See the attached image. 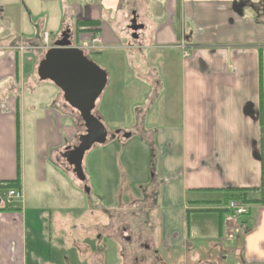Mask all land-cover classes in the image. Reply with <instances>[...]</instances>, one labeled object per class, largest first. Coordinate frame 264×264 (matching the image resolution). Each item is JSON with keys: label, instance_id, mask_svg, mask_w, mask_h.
I'll list each match as a JSON object with an SVG mask.
<instances>
[{"label": "crops", "instance_id": "crops-1", "mask_svg": "<svg viewBox=\"0 0 264 264\" xmlns=\"http://www.w3.org/2000/svg\"><path fill=\"white\" fill-rule=\"evenodd\" d=\"M63 2L25 0L27 7L41 9L38 12L46 13L54 22L43 34L39 30L45 28V18L41 17V25L29 30L22 14L18 17L19 35L9 40L0 34V182L13 180L20 172L22 193L16 203L19 210L0 212V264L48 263L45 258L49 251H45L40 233H33L31 220L36 214L44 221L47 210L31 204L37 201L40 190L51 194L53 185L60 180H51L56 173L52 161L58 162L57 156L66 146L65 136H72L64 134V130L74 132L70 118L73 115L46 100L50 93L58 101L61 97L53 82L38 79L39 94L38 89L29 93L24 87V67L25 63L28 66L31 53H39L37 45L48 40L45 34L50 40V34L65 23L75 24L82 19L101 21V32L97 34L100 41L93 42L98 52L108 48L122 50V54L112 52L116 55L113 61L125 58L126 53L135 59L129 69L135 74L130 77L133 81L121 92L125 96L132 87L138 96L143 91L142 98L145 95L147 100L135 108L136 129L141 134L157 135L151 150L159 159L162 182L160 204L156 206L160 209L156 230L162 239L158 240L156 251L164 256L158 263L219 264L223 255L229 259L227 254L202 259L201 253L208 251L196 246L197 237L193 236L197 223L192 218L197 220V215L191 211L206 204L195 203L204 201L205 193L228 187L261 186L264 11L255 9V0H243L242 4L239 0H99L74 2V11L66 16ZM16 3L18 0H11L9 5ZM48 5L50 9L46 11ZM6 9L5 4H0V16ZM134 14L138 23L144 25L135 31V38L129 30ZM88 36L82 32L80 43H85ZM162 77L169 88L165 94ZM48 82L56 88H47ZM157 101L159 107L155 111ZM156 112L157 120L148 127L146 120ZM223 210L217 237L222 243H233L223 252L234 253L237 264H264V203L252 206L250 214L235 222L230 212ZM204 233L203 238H214L207 235L209 231ZM214 244L210 242L211 247Z\"/></svg>", "mask_w": 264, "mask_h": 264}, {"label": "rangeland", "instance_id": "rangeland-1", "mask_svg": "<svg viewBox=\"0 0 264 264\" xmlns=\"http://www.w3.org/2000/svg\"><path fill=\"white\" fill-rule=\"evenodd\" d=\"M78 1L80 3L98 2L99 0H64L66 16L72 14L74 11L73 4ZM242 1L239 0V4H242ZM10 3L11 0H0V4H5L7 7L4 15L0 16V34L5 39L10 40L19 35L18 17L20 14L26 19L25 24L30 26L29 30L41 25V17L45 18V28L39 30L40 34H43L45 29L48 30L54 24L53 21L49 20L46 13L41 15L38 12L41 9L36 10L35 7H27L29 1L25 3V0H18V3L14 5H9ZM254 3L256 10L264 11V0H255ZM29 8L32 9V12ZM49 9L50 5L47 6L46 11ZM64 27L71 29L74 45L82 47L86 55L104 68L112 77L109 79L103 95L98 99L95 108L96 115L104 122L111 136L106 143L95 145L86 153L84 169L88 179L86 183H82L73 176L68 163L61 156V152H64L66 146L77 145V137L86 132L85 125L80 113L64 101L61 90L54 87L50 82L45 84L48 86L47 88H56L60 92L59 101L56 95L52 96L54 95L52 93L46 96V100L48 103H54L56 105L54 107L63 110V112L72 113L73 116L70 118H73V122H71L74 132L70 133L69 130H64V134L72 135V138L65 136L66 146H63L59 152L58 162L52 161L56 173L51 176V180L55 181L57 177L60 180H57L56 185H53L51 194L40 190L37 201L31 204L46 207L47 210L44 221L42 218L39 219L36 214L31 219L35 229L33 233L38 231L40 237L45 241V251H49L45 258L48 261L47 264H159L164 256L163 252L157 254L156 251L158 248L156 244L158 240L162 239L160 231L156 230L160 214V209L157 207L161 199V189L159 188L162 183L159 181L161 166L155 152L151 150L156 145L157 135L141 134L139 129H136L135 108L145 104L147 100L145 95V98H142L143 91L141 94L138 93V96H135L136 91L132 87L126 90L125 96L121 92L123 87L129 86L133 81L130 77L135 74L133 70L129 71V69H131V63H135V59L129 58V53H126L124 54L125 58L120 61L119 58L113 61L116 55L112 52L122 54V50L117 51L108 48L96 52L98 49L93 46L94 39H92V34H89L90 32L83 31L89 36L85 43H80L82 32H77L76 22L75 24L65 23L56 32L54 31V34H50V40L48 38L42 45H37L38 54L31 53L32 58L28 66L25 63L24 67V87H27L26 90L29 93L38 89L39 83L36 84L39 82L38 63L44 58V50L53 46L55 38L60 35ZM26 49L35 50L33 48ZM101 55H105L107 58L104 60L103 57H100ZM28 70H30L29 73H26ZM176 74L180 77L178 72ZM137 78L138 80L139 78L142 79L140 76ZM162 79L163 94H165L167 91L169 92V88L167 81L163 77ZM39 91L40 89H38V94ZM146 94L149 95V93ZM162 97L163 95L159 97V100ZM56 98L57 101H55ZM41 101L43 102L45 99L42 98ZM35 104L37 103L35 102ZM154 107L155 111L158 110L159 101L154 104ZM158 113L156 112L146 120L148 127L157 120ZM117 128H121L122 133H115ZM129 131L132 132V136L124 138V133ZM85 185L90 188V192H86ZM3 194L4 192L1 196ZM36 197L37 195L34 198ZM205 197L212 199V203L197 205V209L191 211V213H195L193 215H197V220L192 218L193 223L196 221V229H198H195L196 235L193 236L197 237L196 246L198 249L205 247L208 251L206 254L201 253V257L205 260L217 259L218 255L227 254L226 257L229 256V259H224L225 255H223L219 259V264H237V257L234 253L223 252L224 248L233 244L232 241H223L225 245L217 237L219 236L217 231L221 219L219 210L225 208L227 211L228 209L224 206V196L218 191L205 193ZM11 206L16 207L18 205H0V212H12V210H1ZM250 210L251 208H249ZM229 214L231 216V213ZM240 218L244 217L240 216ZM124 225L128 227L124 234L131 235L132 242H127L120 232L121 226ZM205 231H209L207 235H212L214 238H203V234L206 235ZM211 241L215 243L212 247ZM142 243L149 244V248L143 246ZM220 243L222 244L220 245Z\"/></svg>", "mask_w": 264, "mask_h": 264}, {"label": "water", "instance_id": "water-1", "mask_svg": "<svg viewBox=\"0 0 264 264\" xmlns=\"http://www.w3.org/2000/svg\"><path fill=\"white\" fill-rule=\"evenodd\" d=\"M144 28L134 14L130 32L135 38V31ZM62 38L48 48L44 58L38 63L37 74L40 80L53 82L63 93L64 100L80 113L86 132L77 137V145L65 147L61 156L68 163L71 172L82 183L87 182L84 158L95 145L106 143L110 131L96 115L98 99L104 93L109 75L107 71L92 60L79 46H73L71 29L62 32ZM117 129L115 133H121ZM131 132L123 137L130 138ZM86 192H90L88 186Z\"/></svg>", "mask_w": 264, "mask_h": 264}, {"label": "trees", "instance_id": "trees-1", "mask_svg": "<svg viewBox=\"0 0 264 264\" xmlns=\"http://www.w3.org/2000/svg\"><path fill=\"white\" fill-rule=\"evenodd\" d=\"M101 21L100 20H88V19H82L76 22V29L77 32H83L84 30H87L86 32H90L92 34V39H94L97 34L101 32L100 28ZM85 27L84 29L81 28ZM98 52V51H96ZM259 64H260V108H261V121L263 120V88H262V55L259 56ZM18 115V114H17ZM20 156V149H19V140H18V157ZM261 159H262V165L264 166V135H261ZM264 172L262 174V183L259 188H252V187H228L226 189L219 190L222 192L223 202L225 203L224 206H228V204L232 201H240L246 205H248L249 208H251L254 205H260L264 203ZM21 187V174L18 172L17 177L13 180H5L0 182V190H5L7 188H20ZM204 204V203H212V200L205 199L204 201H195V203ZM16 209L19 210V207H6L1 210H12ZM225 209V208H224ZM227 209V208H226ZM224 211L223 209H220ZM219 210V211H220ZM228 212H230L229 209H227ZM250 214V211H248L247 215Z\"/></svg>", "mask_w": 264, "mask_h": 264}, {"label": "built area", "instance_id": "built-area-1", "mask_svg": "<svg viewBox=\"0 0 264 264\" xmlns=\"http://www.w3.org/2000/svg\"><path fill=\"white\" fill-rule=\"evenodd\" d=\"M45 39H48V34H45ZM100 38L96 36L93 40V42H99ZM4 192L3 196L1 194ZM22 198L21 190L18 188H7L5 190L0 191V205L4 204H16L18 201H20ZM17 199V200H15ZM227 208L230 210L232 219L234 221H237L240 216H243L248 213L249 207L240 202L232 200Z\"/></svg>", "mask_w": 264, "mask_h": 264}, {"label": "flooded vegetation", "instance_id": "flooded-vegetation-1", "mask_svg": "<svg viewBox=\"0 0 264 264\" xmlns=\"http://www.w3.org/2000/svg\"><path fill=\"white\" fill-rule=\"evenodd\" d=\"M67 29H70L69 27H64L63 28V30L61 31V33H60V35L58 36V37H56L55 38V41H57L58 39H60V38H62V32L63 31H67ZM54 41V42H55ZM130 132V131H129ZM121 133H122V131H121ZM110 136H111V133H110ZM70 146V145H69ZM67 147V146H66ZM73 147V146H72ZM65 151V150H64ZM62 153V152H61ZM154 155V154H153ZM152 176H154L153 174H152ZM149 186H151V185H149ZM85 187H86V185H85ZM120 232L122 233V236H123V238L127 241V242H132V238H131V235H125L124 233L128 230V227L126 226V225H124V226H121V228H120ZM142 245L143 246H145V247H147V248H149V244H147V243H142ZM136 259H138L137 257H136Z\"/></svg>", "mask_w": 264, "mask_h": 264}, {"label": "bare ground", "instance_id": "bare-ground-1", "mask_svg": "<svg viewBox=\"0 0 264 264\" xmlns=\"http://www.w3.org/2000/svg\"><path fill=\"white\" fill-rule=\"evenodd\" d=\"M103 95V94H102Z\"/></svg>", "mask_w": 264, "mask_h": 264}]
</instances>
